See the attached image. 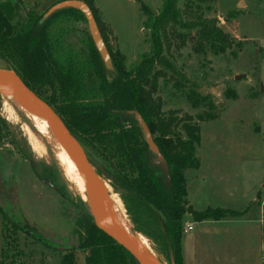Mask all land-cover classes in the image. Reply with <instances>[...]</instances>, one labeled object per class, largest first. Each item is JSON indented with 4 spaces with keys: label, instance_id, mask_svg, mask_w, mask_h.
<instances>
[{
    "label": "rangeland",
    "instance_id": "1",
    "mask_svg": "<svg viewBox=\"0 0 264 264\" xmlns=\"http://www.w3.org/2000/svg\"><path fill=\"white\" fill-rule=\"evenodd\" d=\"M26 1L33 8L46 0ZM94 1L106 46L124 54L128 68L136 67L153 51L143 7L160 15L165 0ZM240 2L180 0L178 4L183 24L198 17L217 20V27L232 43L225 52L220 45L199 44L196 30L179 25L169 24L162 36L164 56L174 72H167L159 81L157 97L166 116L191 117L201 128L197 148L201 167L186 176L192 194L197 190L199 199L210 204H234L240 193L234 185L246 177L250 185L261 186L258 191L264 200V0ZM60 27L72 30L68 43L78 46L82 24L70 21ZM0 67L7 68L1 62ZM238 76L241 79L236 81ZM187 96L197 101L193 103ZM0 116L6 121L0 130V212L8 216L5 222L0 213V257L9 263L13 255L20 254V259L31 264H60L61 252L74 249L77 264H85L86 253L78 249L77 231H82L81 226L92 216L88 205L66 178L45 137L26 117L11 114L2 97ZM209 116L216 119L205 120ZM92 159L100 165V160ZM209 174L214 180L207 183ZM103 180L110 188L107 194H116L122 201L111 182ZM148 241L152 252L169 264L161 246ZM262 249L264 254V235Z\"/></svg>",
    "mask_w": 264,
    "mask_h": 264
},
{
    "label": "trees",
    "instance_id": "2",
    "mask_svg": "<svg viewBox=\"0 0 264 264\" xmlns=\"http://www.w3.org/2000/svg\"><path fill=\"white\" fill-rule=\"evenodd\" d=\"M64 1L46 0L29 8L26 0H0V62L15 70L27 87L52 107L87 150L98 174L120 193L134 230L160 245L169 264H184L182 240L188 215L197 221H219L237 213L223 209L196 212L189 205L186 175L201 167L197 157L201 128L191 117L166 116L162 111L163 103L157 97L159 81L167 72H174L164 56L162 36L173 24L196 30L199 44L220 45L223 52L232 43L217 27V20L198 17L183 24L180 0H165L160 15L143 7L152 32V53L143 56L136 67L128 68L126 56L107 44L111 57L108 66L80 11L65 9L47 16ZM80 1L90 7L100 26L95 1ZM70 21L83 26L78 46L68 43L72 30L60 27ZM102 36L106 41L104 33ZM138 115L147 124L167 168L156 163ZM214 119L209 116L205 120ZM5 124L0 116V130ZM92 157L102 164L96 166ZM0 213L8 221L7 214ZM81 227L82 231H77L78 249L86 253L85 264H139L96 225L91 215ZM5 236L3 226L4 241ZM61 254L60 264H77L74 249ZM0 264L31 263L16 254L9 263L0 257Z\"/></svg>",
    "mask_w": 264,
    "mask_h": 264
},
{
    "label": "crops",
    "instance_id": "3",
    "mask_svg": "<svg viewBox=\"0 0 264 264\" xmlns=\"http://www.w3.org/2000/svg\"><path fill=\"white\" fill-rule=\"evenodd\" d=\"M213 180L212 174L205 178L207 183ZM234 187L240 188L234 204H210L205 199H199L197 190L192 194L188 187V202L196 212L223 209L237 214L219 221H197L188 215L182 240L184 264H264V200L258 191L261 186L250 185L246 177L237 180Z\"/></svg>",
    "mask_w": 264,
    "mask_h": 264
},
{
    "label": "water",
    "instance_id": "4",
    "mask_svg": "<svg viewBox=\"0 0 264 264\" xmlns=\"http://www.w3.org/2000/svg\"><path fill=\"white\" fill-rule=\"evenodd\" d=\"M65 9L78 10L85 16L89 28V33L96 46V49L98 50L103 61L108 66H110L111 57L109 51L102 38L97 21L90 7L85 2L80 0H67L54 6L49 11L47 16H50L58 11ZM239 79H241V76L236 77V81ZM4 83L12 84L13 88L15 89L18 95L24 97L25 99L35 104L37 110L41 113L48 125L54 131L60 134L72 154H74L80 159L83 169L90 174L91 180L96 190L97 198V216L95 217L92 214L95 219L96 225L107 236H109L118 245H120L128 253H130L139 264H166L163 260L158 257L143 254L137 251L134 245L129 240V237L122 230L117 228L113 210L109 202V195L106 193L105 190V182L103 178L98 174L97 170L90 162L89 157L86 154L85 149L83 148L81 143L70 132L63 120L57 115V113L52 109V107L43 99H41L36 93H34L29 87H27V85L23 82L17 72L11 68L0 67V84ZM137 119L143 129L147 144L155 155L156 163L167 168L166 162L159 148L155 144V141L147 124L141 116L138 115Z\"/></svg>",
    "mask_w": 264,
    "mask_h": 264
},
{
    "label": "bare ground",
    "instance_id": "5",
    "mask_svg": "<svg viewBox=\"0 0 264 264\" xmlns=\"http://www.w3.org/2000/svg\"><path fill=\"white\" fill-rule=\"evenodd\" d=\"M0 97H2L4 106L7 107L11 114L19 113L26 117L36 130L45 137L52 147L66 178L75 187L80 199L88 205L91 213L96 217V190L90 174L83 169L80 159L72 154L60 134L48 125L33 102L16 93L12 84H0ZM105 190L106 193H110V188L107 184H105ZM109 202L117 228L129 237L135 249L143 254L157 257L158 255L156 256L152 252L148 239L133 229L120 198L116 194H112L109 196Z\"/></svg>",
    "mask_w": 264,
    "mask_h": 264
},
{
    "label": "built area",
    "instance_id": "6",
    "mask_svg": "<svg viewBox=\"0 0 264 264\" xmlns=\"http://www.w3.org/2000/svg\"><path fill=\"white\" fill-rule=\"evenodd\" d=\"M189 229L191 230V227Z\"/></svg>",
    "mask_w": 264,
    "mask_h": 264
}]
</instances>
